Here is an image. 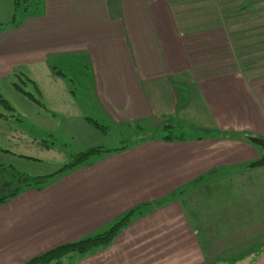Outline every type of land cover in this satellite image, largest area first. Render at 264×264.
Listing matches in <instances>:
<instances>
[{
    "label": "crops",
    "instance_id": "1",
    "mask_svg": "<svg viewBox=\"0 0 264 264\" xmlns=\"http://www.w3.org/2000/svg\"><path fill=\"white\" fill-rule=\"evenodd\" d=\"M177 1L44 0L43 15L2 28L0 79L21 68L39 105L82 117L86 103L103 132H195L142 136L1 204L0 264L104 231L131 209L109 245L69 264H264V169L250 166L263 149L249 139L264 138V75L216 59V33L205 43ZM204 130L243 135L196 137Z\"/></svg>",
    "mask_w": 264,
    "mask_h": 264
},
{
    "label": "rangeland",
    "instance_id": "2",
    "mask_svg": "<svg viewBox=\"0 0 264 264\" xmlns=\"http://www.w3.org/2000/svg\"><path fill=\"white\" fill-rule=\"evenodd\" d=\"M18 4L20 7L16 10V0H0V25L3 24L4 28L12 25L13 23H8L14 19L20 22L28 16L43 15L45 12L44 0H18ZM174 5L178 9L177 17L182 24L189 22L194 23V28H203L205 43L208 36L210 39L212 33H216V59L231 62L232 69L234 67L242 75H264V0H178ZM79 74L78 70L71 73L76 76ZM77 82L80 83L79 80ZM16 84L32 92L37 100L24 94ZM78 88L79 93L85 95L84 88ZM0 94L14 107L9 109L0 101V112L5 114L0 115V164L11 165L18 173L48 174L71 160L74 153L98 145L120 146L143 136L141 134L142 136L138 137L141 131L135 130V127V133L133 129L120 130L113 126L103 132L94 124L88 123L86 116L101 123L104 121L100 114H95L93 109L86 106L81 95L77 102L84 103L80 108V111L83 110L82 117L80 112L73 113L71 110L68 113L61 111L58 106L54 108L39 105L40 96L34 84L26 80L21 68L0 79ZM83 99L90 103L87 96ZM168 130L169 128L165 131ZM184 130L180 126L172 129L176 135L186 137ZM165 131L164 134L167 133ZM185 131L195 132L191 129ZM34 137L39 140L44 138L50 145H37L32 140L25 142V139ZM196 137H199L197 133ZM21 138L22 141H19ZM5 148H10L14 153L5 151ZM256 169L261 171L264 166H258ZM10 171L1 169L0 179L2 175L13 179L8 174ZM12 185L7 186V189ZM4 187L0 180V189ZM14 188L15 185L12 189ZM70 259L72 258L67 256L60 263L69 264Z\"/></svg>",
    "mask_w": 264,
    "mask_h": 264
},
{
    "label": "trees",
    "instance_id": "3",
    "mask_svg": "<svg viewBox=\"0 0 264 264\" xmlns=\"http://www.w3.org/2000/svg\"><path fill=\"white\" fill-rule=\"evenodd\" d=\"M28 6L26 8H28ZM19 7L20 4H18V0H16V6H15L16 10ZM12 23L16 24L18 23V21L14 19L8 24H12ZM3 27L4 25L1 24L0 31L2 30ZM16 86L27 96L37 100L32 92L27 91L20 84H16ZM0 101L3 104H5L9 109H14L12 104L7 99H5L1 94H0ZM0 115L5 116V114H3L2 112H0ZM94 122L99 128L103 130L105 129L102 124L98 123L97 121ZM176 127L177 126L174 124H166L161 130L151 133L147 136H143V138L140 139V141L155 138V136L161 135L168 128L169 130L165 131L167 133L163 135L164 138L166 139L182 138V136L173 133L172 129ZM197 134L199 136L198 138H203L204 136L207 135H223V136L226 135V136H235V137H241L243 135V133L235 132V131L234 132L217 131L216 133H214V131L212 130L197 131ZM136 140L138 139L132 140L127 144H122L118 146V148L116 149L106 147L104 145H98V146L90 147L85 151L74 153L71 160L67 161L58 170L54 171L53 173L45 174V175H30L20 172L18 173L16 170L13 169V167H11V165L6 166L4 164H0V170L10 169L11 171L8 172V174L11 175L13 178L10 179L9 176L2 175V178L0 179L1 182L3 183V186H5L4 188L0 189V205L7 202V200L11 199L12 197L19 195L23 190L27 188L30 187L41 188L43 185L47 184L52 178L56 177L57 175L72 170L75 167L90 161L93 157L105 153H110L114 150L124 149L130 146L131 144H134ZM11 185L12 187L7 189V186H11ZM14 185L15 188L12 189ZM6 189L8 190V192H6ZM135 210L136 209L129 210L122 218H120L117 222H115L112 226H110L108 229L104 231L77 240L61 243L55 247H52L38 255H35L27 259L22 264H52L53 262L60 263L67 256H70L72 258L74 257V255H83L96 248L107 246L116 238V236L119 234L122 228L128 224Z\"/></svg>",
    "mask_w": 264,
    "mask_h": 264
},
{
    "label": "water",
    "instance_id": "4",
    "mask_svg": "<svg viewBox=\"0 0 264 264\" xmlns=\"http://www.w3.org/2000/svg\"><path fill=\"white\" fill-rule=\"evenodd\" d=\"M249 139H250L251 142L261 146V148L263 149L262 156L259 159L253 161L250 164V166L251 167H256V166L264 165V138L263 137H258V136H249Z\"/></svg>",
    "mask_w": 264,
    "mask_h": 264
}]
</instances>
